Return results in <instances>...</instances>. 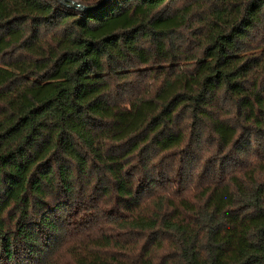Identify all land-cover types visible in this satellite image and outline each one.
<instances>
[{
  "label": "trees",
  "instance_id": "16d2710c",
  "mask_svg": "<svg viewBox=\"0 0 264 264\" xmlns=\"http://www.w3.org/2000/svg\"><path fill=\"white\" fill-rule=\"evenodd\" d=\"M74 1L0 0V264H264V0Z\"/></svg>",
  "mask_w": 264,
  "mask_h": 264
},
{
  "label": "water",
  "instance_id": "95a60500",
  "mask_svg": "<svg viewBox=\"0 0 264 264\" xmlns=\"http://www.w3.org/2000/svg\"><path fill=\"white\" fill-rule=\"evenodd\" d=\"M57 1L66 7L73 8V9H76V10H79L82 12H90V11H93L99 7V6H97V7H86V6H83L74 0H57ZM106 1H108V0H104V2H106ZM102 4H100V5H102Z\"/></svg>",
  "mask_w": 264,
  "mask_h": 264
}]
</instances>
